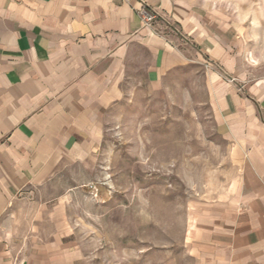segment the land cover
I'll use <instances>...</instances> for the list:
<instances>
[{"label":"crops","instance_id":"1","mask_svg":"<svg viewBox=\"0 0 264 264\" xmlns=\"http://www.w3.org/2000/svg\"><path fill=\"white\" fill-rule=\"evenodd\" d=\"M190 63L233 170L192 207L193 264H264V52L206 0H0V264H74L30 198L62 165L91 161L136 86Z\"/></svg>","mask_w":264,"mask_h":264},{"label":"rangeland","instance_id":"2","mask_svg":"<svg viewBox=\"0 0 264 264\" xmlns=\"http://www.w3.org/2000/svg\"><path fill=\"white\" fill-rule=\"evenodd\" d=\"M206 1L264 52V0ZM203 75L190 63L162 84L136 86L107 117L91 161L62 165L33 193L53 215L43 234L61 241L74 264H193L192 207L226 190L233 175Z\"/></svg>","mask_w":264,"mask_h":264},{"label":"built area","instance_id":"3","mask_svg":"<svg viewBox=\"0 0 264 264\" xmlns=\"http://www.w3.org/2000/svg\"><path fill=\"white\" fill-rule=\"evenodd\" d=\"M140 13L141 18L146 25L151 24V22L155 19V15L148 12L145 8H143Z\"/></svg>","mask_w":264,"mask_h":264}]
</instances>
